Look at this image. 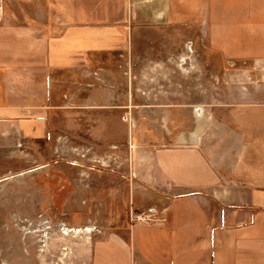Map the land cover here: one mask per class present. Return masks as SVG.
I'll list each match as a JSON object with an SVG mask.
<instances>
[{
    "label": "crops",
    "instance_id": "obj_1",
    "mask_svg": "<svg viewBox=\"0 0 264 264\" xmlns=\"http://www.w3.org/2000/svg\"><path fill=\"white\" fill-rule=\"evenodd\" d=\"M183 30L224 68L184 104ZM47 146L69 264H264V0H0V163Z\"/></svg>",
    "mask_w": 264,
    "mask_h": 264
},
{
    "label": "rangeland",
    "instance_id": "obj_2",
    "mask_svg": "<svg viewBox=\"0 0 264 264\" xmlns=\"http://www.w3.org/2000/svg\"><path fill=\"white\" fill-rule=\"evenodd\" d=\"M184 32L183 48L188 45L190 53L186 60L183 50V104L191 101L195 87L201 85L205 91L213 87L212 74L217 72L212 69L222 62L200 48L194 32ZM28 157L27 170L19 162L0 163V264H69L68 247L82 245L79 235L93 230L81 228L88 211L83 208L84 196L75 193L68 177L71 156L52 155L47 146L29 147Z\"/></svg>",
    "mask_w": 264,
    "mask_h": 264
},
{
    "label": "built area",
    "instance_id": "obj_3",
    "mask_svg": "<svg viewBox=\"0 0 264 264\" xmlns=\"http://www.w3.org/2000/svg\"><path fill=\"white\" fill-rule=\"evenodd\" d=\"M134 217L135 220L143 221V222H154L160 219L157 213L153 209H149L148 212L145 213L140 212L136 214Z\"/></svg>",
    "mask_w": 264,
    "mask_h": 264
},
{
    "label": "bare ground",
    "instance_id": "obj_4",
    "mask_svg": "<svg viewBox=\"0 0 264 264\" xmlns=\"http://www.w3.org/2000/svg\"><path fill=\"white\" fill-rule=\"evenodd\" d=\"M190 48V47H189ZM68 230V229H67ZM87 230H89V228L87 229ZM76 231H80V229H76ZM65 233V232H64ZM67 233V232H66Z\"/></svg>",
    "mask_w": 264,
    "mask_h": 264
}]
</instances>
